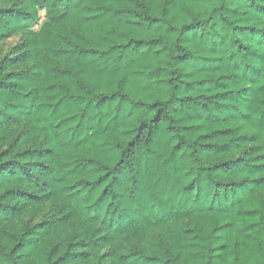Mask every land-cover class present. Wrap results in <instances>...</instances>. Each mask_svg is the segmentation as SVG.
Listing matches in <instances>:
<instances>
[{
    "label": "trees",
    "instance_id": "16d2710c",
    "mask_svg": "<svg viewBox=\"0 0 264 264\" xmlns=\"http://www.w3.org/2000/svg\"><path fill=\"white\" fill-rule=\"evenodd\" d=\"M3 1L0 264H264V0Z\"/></svg>",
    "mask_w": 264,
    "mask_h": 264
},
{
    "label": "rangeland",
    "instance_id": "374dc122",
    "mask_svg": "<svg viewBox=\"0 0 264 264\" xmlns=\"http://www.w3.org/2000/svg\"><path fill=\"white\" fill-rule=\"evenodd\" d=\"M0 4L2 6H8L10 3L9 2H5L3 0H0ZM35 20L32 23V28L35 30H38L40 28V25L44 22L45 20V10L42 8H38L35 10ZM22 38V35L16 34L6 40H4L1 44H0V52L1 53H6L14 44H16L20 39Z\"/></svg>",
    "mask_w": 264,
    "mask_h": 264
}]
</instances>
